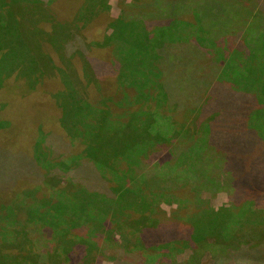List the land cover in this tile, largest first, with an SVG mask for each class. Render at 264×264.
<instances>
[{"label": "trees", "instance_id": "trees-1", "mask_svg": "<svg viewBox=\"0 0 264 264\" xmlns=\"http://www.w3.org/2000/svg\"><path fill=\"white\" fill-rule=\"evenodd\" d=\"M57 1L0 0V94L11 78L34 92L4 116L19 108L38 130L31 149L0 146V264H264V0L122 2L96 43L109 59L56 22ZM240 91L241 107L220 99Z\"/></svg>", "mask_w": 264, "mask_h": 264}, {"label": "rangeland", "instance_id": "rangeland-1", "mask_svg": "<svg viewBox=\"0 0 264 264\" xmlns=\"http://www.w3.org/2000/svg\"><path fill=\"white\" fill-rule=\"evenodd\" d=\"M104 1V0H103ZM102 0H98L97 1V5L95 6V8L92 10H88L86 9V6H88V0H58L56 3L53 4V6L51 7L49 12H54L55 16H56V22H68L67 26L69 27H75L74 30H76L77 32H83V36H85V41L86 43L89 42L91 43L92 49L93 51L96 53L97 56H99V58L102 59H109V55L110 53L106 50V48H101V47H97L96 43H99V41H102L103 36L105 34L106 31V24L108 23L107 20L109 18H115L117 17L120 12H121V3L122 2H129L130 0H109V13L105 14L104 17L102 18V20H100L101 15H99L98 11H101V9L103 8V6L101 5ZM54 7V8H53ZM92 8V7H91ZM90 9V8H89ZM52 10V11H51ZM103 10V9H102ZM82 12V13H81ZM83 14H86V17L84 18ZM95 18L92 22H95L93 26L88 27V29L83 30V26H81V24H85V22L88 19H92ZM98 21H96V19H98ZM57 23H55L54 25H56ZM44 27L46 24H43ZM77 25V26H76ZM48 26L46 25V28ZM52 28V27H51ZM77 28V29H76ZM79 29V30H78ZM105 29V31H104ZM262 29H264V26H262ZM81 30V31H80ZM6 32V29H5ZM0 36H3V33H1L0 31ZM43 40L45 37H42ZM44 44L45 47H43V50L48 53L55 62H57L58 64L61 62L60 57L58 55V52L55 49L52 48V46L50 44H47V41L44 40ZM109 53V54H108ZM50 79H46L44 80V84L40 87H45V89H47V91H43L44 89L40 88L38 91H40L41 94H43V98L45 101L48 100V104L47 108H51L53 113L55 115L59 114V110L57 109L56 105L54 104V99L52 98L51 94L57 92V90L59 89V85L58 84H52L49 81ZM8 85H14V89L12 92H7L9 91L8 89L5 90L4 94H0V110H3V112H0V119H6L8 121H10L5 128L0 129V146L2 148H7L8 146H11L10 144L16 143V147L19 149V147L21 145H23V147L25 148V144H28L30 149L34 143V141H32L33 139L36 140L37 136H38V130L32 125V124H28L31 121L28 120L29 114L26 113V115H23V111L20 110L19 108H16V112L14 113H8L6 116H4V109L6 111V108L12 107L13 105L16 104V106H19L20 103L23 104L24 99L27 95L30 96L31 94H33V91H29L26 92L25 89H27L28 87L26 86V83L24 82V80L22 79H14L11 78L8 81ZM6 82V83H7ZM12 85V86H13ZM19 85V86H17ZM12 88V87H11ZM17 90V92H15ZM33 92V93H32ZM14 95V96H13ZM245 95L246 93L244 91H240V93L238 94V96L236 97V95L233 94H229V95H225V96H221V101L224 103H235L237 104V106L241 107V104L244 102L245 100ZM13 97V99H15V101L10 102L9 98ZM19 97V98H18ZM7 98V99H6ZM28 98V97H27ZM34 100V99H33ZM53 100V101H52ZM29 100H27L28 102ZM240 110H242V108H240ZM237 110L234 111L233 113L230 114H225L224 116L229 118V117H237L240 119L239 116V111ZM51 112V110H49ZM7 112H10L7 110ZM20 115V117H18ZM40 112H36V119L39 117ZM24 118V119H22ZM15 119H17V124L16 127L15 125H13V123H15ZM43 120H50L52 125L57 126V124L55 123V118L51 117L49 118L48 115H43V117L41 118ZM12 126V127H11ZM24 127V131L22 134H20V136H18V141H16V139L10 135L13 133V130H18L21 127ZM7 128V129H6ZM36 129V130H35ZM15 132V131H14ZM231 137L233 138V136L231 135ZM49 139V140H48ZM46 145H50L53 148V144L51 143L50 137H48L46 139ZM246 146V142L243 141L241 142V147ZM27 147V146H26ZM57 148V147H56ZM82 147L80 146V144H78V146L76 148H69L70 151H79ZM63 150H65L63 148ZM64 154L63 152L60 151L59 155ZM10 157V155H9ZM62 158H64V155L61 156ZM2 164V153L0 150V165ZM18 166H15V169H17ZM10 175L12 176H16L17 175V171L13 170L12 172H10ZM16 183L14 180L11 182L12 183ZM33 180H31L30 178L24 177L22 180V183H20V186L23 187H28L29 185L33 184ZM185 191H182L180 194V197L182 199H186L187 198H191L193 199V195L191 193H189L188 195H182V193H186L187 191H190L189 187H187L186 189H184ZM205 195L204 197L209 201V205L211 206H215V207H221L225 204H229V199L228 196H226L225 194H219V195H212V194H203ZM208 195V196H207ZM5 197L0 194V201L4 200ZM176 204L173 205H167L164 204L163 205V209L165 211H167L169 214L172 213V211L176 210ZM1 209V208H0ZM194 211L193 207H190L189 212ZM168 220V219H166ZM190 251L186 250L184 252V254H178V260H183L185 259L188 255H189ZM215 258V256L210 252V253H206L204 254V257L202 259V264H212L213 259ZM105 264H109L108 261H105Z\"/></svg>", "mask_w": 264, "mask_h": 264}]
</instances>
